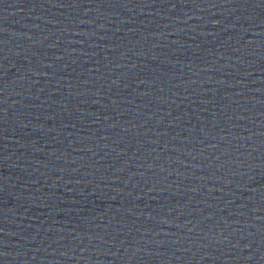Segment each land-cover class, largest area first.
<instances>
[{
	"label": "water",
	"instance_id": "water-1",
	"mask_svg": "<svg viewBox=\"0 0 264 264\" xmlns=\"http://www.w3.org/2000/svg\"><path fill=\"white\" fill-rule=\"evenodd\" d=\"M0 264H264V0H0Z\"/></svg>",
	"mask_w": 264,
	"mask_h": 264
}]
</instances>
